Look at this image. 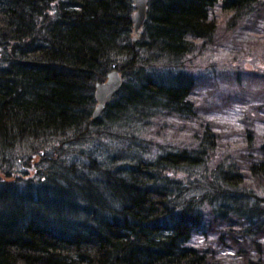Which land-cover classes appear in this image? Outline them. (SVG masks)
Listing matches in <instances>:
<instances>
[{
  "label": "trees",
  "instance_id": "obj_1",
  "mask_svg": "<svg viewBox=\"0 0 264 264\" xmlns=\"http://www.w3.org/2000/svg\"><path fill=\"white\" fill-rule=\"evenodd\" d=\"M216 5L232 28L264 0H147L138 36L132 0H0V264H228L188 243L211 230L237 249L233 264H264V161L220 159L180 182L166 173L207 167L214 133L180 149L137 135L190 113L194 79L181 69L218 30ZM111 69L122 85L93 119ZM103 132L120 135L110 160L66 163ZM23 157L38 178L21 189L9 172Z\"/></svg>",
  "mask_w": 264,
  "mask_h": 264
},
{
  "label": "rangeland",
  "instance_id": "obj_2",
  "mask_svg": "<svg viewBox=\"0 0 264 264\" xmlns=\"http://www.w3.org/2000/svg\"><path fill=\"white\" fill-rule=\"evenodd\" d=\"M230 14L222 11L219 5L212 8L211 16L217 19L218 30L208 41L196 42L197 52L186 58L181 69L194 79L189 96L190 113L184 117L166 119L159 131V124L154 121L137 133L146 144L178 149L195 146L193 134L205 128L214 133L215 149L207 167L180 168L166 173L169 178L180 182L200 179L201 172L212 168L220 159L238 164L264 161V8L233 22L232 28L224 23ZM177 71L175 69L171 73L176 74ZM161 74H165L162 68L152 75ZM104 134L90 137L84 144L76 146L74 150H84L83 156L66 155V163L76 159L77 163L90 166L92 158L98 164L108 158L110 160L115 146L119 145L120 140L117 139L120 135L118 133L111 137ZM24 157L22 161L17 160L12 172H9L12 178L23 176L17 177V180L20 178L17 186L21 189L25 188L28 180L35 185L33 180L38 178V170H35L38 166L34 165L35 169H31L29 162L26 164L28 157ZM35 161L38 162L37 159ZM7 178L6 172L0 169V183ZM201 192L202 189L193 186L187 194L199 195ZM211 231L206 238L193 235L188 243L201 245L202 248L212 247L215 255L233 264L234 260H238L237 249L228 244V239L218 240V234Z\"/></svg>",
  "mask_w": 264,
  "mask_h": 264
},
{
  "label": "water",
  "instance_id": "obj_3",
  "mask_svg": "<svg viewBox=\"0 0 264 264\" xmlns=\"http://www.w3.org/2000/svg\"><path fill=\"white\" fill-rule=\"evenodd\" d=\"M134 12L131 18L133 33L138 36L141 26L145 20L147 0H132ZM123 78L116 69H111L106 73L105 80L97 82L94 89L96 104L92 110V118L96 119L103 112L106 104L119 91Z\"/></svg>",
  "mask_w": 264,
  "mask_h": 264
}]
</instances>
